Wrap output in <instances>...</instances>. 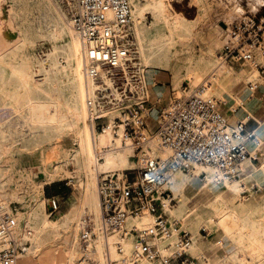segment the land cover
<instances>
[{"label": "built area", "instance_id": "built-area-1", "mask_svg": "<svg viewBox=\"0 0 264 264\" xmlns=\"http://www.w3.org/2000/svg\"><path fill=\"white\" fill-rule=\"evenodd\" d=\"M54 1L79 39L87 122L92 131L106 130L118 139L117 148L134 163L96 176L97 232L105 264H206V254L190 252L192 232L165 211L177 203L171 178L177 171H199L213 184L236 179L241 164L256 157L247 140L260 144L254 131L246 130L249 115L229 122L226 112H235L242 103L232 99L227 110L222 109L227 100L215 71L182 96L152 101L130 0ZM221 40L220 63L249 66L261 77L246 82L248 95H253L264 84V19L243 12L226 26ZM161 150L168 154L161 155ZM95 154L96 162L102 160L101 151ZM47 200L48 214L58 212L59 200L55 196ZM97 232L87 215L80 232L82 244L89 245ZM30 236L31 230L20 225L0 199V264H17L19 255L31 247Z\"/></svg>", "mask_w": 264, "mask_h": 264}, {"label": "bare ground", "instance_id": "bare-ground-1", "mask_svg": "<svg viewBox=\"0 0 264 264\" xmlns=\"http://www.w3.org/2000/svg\"><path fill=\"white\" fill-rule=\"evenodd\" d=\"M5 2L11 5L6 20L19 37L12 51L20 53V60L12 64L11 73L17 82L15 93L23 99L22 106V103L16 106V109L10 106L11 109L19 113L24 125L31 129L30 135L35 144L53 141L60 138L63 133H72L77 144L72 146L71 154L64 153L62 156L64 165L72 164L74 171L61 170L55 166L46 178L34 182L41 194L43 184L46 182L64 175L75 178V189L79 194L76 200L69 204L68 209L58 217L49 218L43 206L45 199L40 198L38 203L26 207L24 212H12L20 225L31 230V247L19 255L17 264L24 258H30V264H58L57 253L60 246L63 247L61 256L64 264H93L95 252L97 260L94 264H105L104 246L97 232L100 216L96 176L98 172L130 168L134 163L126 151L117 148L118 139L113 140L108 131L91 130L86 118L79 39L71 26L54 12L51 0H0V11ZM130 2L134 32L144 65L149 68L168 69L172 73L169 96L179 97L188 92L183 88L182 81H187L191 90L213 71L218 85L222 84L230 71L237 72L229 63H220L218 55L214 62L204 57L192 61L188 56H180L181 48L178 45L181 47L192 36V27L198 20L199 13L189 19L181 12L172 11L164 0ZM30 5L38 10V18L41 19L31 13ZM147 9L153 15V20L148 25L144 22V13ZM42 22L45 23V28ZM43 39L50 40L51 45L41 56L37 58L34 56L39 62L37 69H41L38 75H43L35 78L32 72L33 56L29 52V47L35 46ZM61 57L65 61L64 64ZM8 64L11 63L5 59V54L0 55V67L4 68ZM244 72L245 76L242 77L245 81L261 80L258 72L249 66L244 68ZM0 92H4L2 85ZM108 145L111 147L105 149L104 147ZM96 150L101 151L102 156V160L97 162ZM159 153L167 155L168 151L161 150ZM199 175V171L196 173L177 171L173 174L170 188L177 197V203L174 206H166L165 211L170 217L180 221L181 226L187 227L191 223H196L197 228L202 229L210 230L217 227L231 237L236 247L248 254L246 258H241L238 256V250H234L229 254L233 262L264 264L263 204L259 201H246L245 198L231 204L229 200L224 199L226 190L238 192L244 181L241 178L225 181L223 188H218L217 184L209 185L207 178L201 180L199 188L205 187L211 197L202 204L190 206L184 189L192 177ZM4 180L5 178L0 176V199L9 205L14 194L10 196L9 192L3 190ZM87 215L96 226L97 236L85 246L82 244L80 232ZM192 218L195 219L194 222ZM245 229H248V232L244 233ZM192 237L191 253L198 246L196 239L199 234L195 233ZM130 243L131 237H128L125 241L127 248ZM80 248L83 253L82 258L79 257L78 260ZM111 251L112 254L115 253L113 247Z\"/></svg>", "mask_w": 264, "mask_h": 264}, {"label": "rangeland", "instance_id": "rangeland-1", "mask_svg": "<svg viewBox=\"0 0 264 264\" xmlns=\"http://www.w3.org/2000/svg\"><path fill=\"white\" fill-rule=\"evenodd\" d=\"M138 1L145 2L146 0ZM164 1L170 5L169 7L172 11L181 12L189 19L194 18L199 13V18L192 27V36L188 42L184 45L182 44L181 47L178 45V47L181 48L180 56H188L192 61H195L201 57L209 59L212 62H214L215 59L217 60L216 55L222 42V32L226 26L229 25L241 13L251 12L256 16V18L264 19V0ZM51 2L54 12L68 23L62 11H60L56 6L55 1L51 0ZM10 7V3L5 2L3 4V9L0 11V55L5 54V59L11 63L10 65H6L7 67H0V85H2L4 88V92H0V176L5 178V186L3 190L9 192L10 196L14 194L10 204L7 206L12 209V212H24L26 207L38 203V200L41 198L42 200L45 199V202L43 201V206L45 212L48 214L49 211L47 199L50 196H55L59 200L60 204L58 211L59 213H62L65 212L68 209L69 204L78 197L79 193L75 189V178L64 175L61 178H55L50 182H46L43 184L41 194L39 191H37L34 182L38 179L46 178L53 171L55 166H57V168L59 167L61 170L67 169L69 171H74L72 164L64 165L62 156L64 153L71 154L73 152L72 146L74 147L77 144L73 140L72 133H63L60 138H56L53 141L35 144V140L30 135L31 129L24 125L20 114L12 110L14 108L16 109V106H20L21 103L22 106L23 99L18 97L15 93L17 91V82L11 73V66L20 60V53L12 51L15 44L19 41V37L6 20L8 9ZM30 11L38 18V10L33 7V5H30ZM38 19H41V17ZM152 20V12L149 9L145 10L144 22L148 25ZM42 26L43 28L46 27L44 22H42ZM57 42L59 43V41ZM50 45V40L43 39L39 40L35 46L29 47V52L31 56H33L32 72L35 78L43 76L35 75L41 70L37 69L39 67V62L37 59H35V57L37 58V56L44 54ZM34 59L36 61H34ZM60 59L61 61L64 60L62 57ZM64 63L65 61H63V64ZM245 67L242 68L234 66L233 68L241 76H245ZM241 69H243L242 72L240 71ZM153 70L160 72V74L164 76V85L166 89L169 90L170 87H172L171 71L168 69L147 67L146 78L149 82L154 78ZM182 84L183 88L185 87L184 89L189 90V83L187 81H182ZM262 86L264 87V84H262ZM158 89L159 88H155V91L159 92ZM169 97L165 94V96H161L160 98L162 101H167ZM10 106H13V108ZM237 114L241 115V112H238ZM155 116L156 109L152 111L151 118L149 120V125L152 129H154L156 126ZM198 178L200 180L203 179L200 175ZM209 185L214 184L210 183ZM59 215L60 214L56 212L49 215V218L58 217ZM93 225L96 228L94 222ZM201 233L206 234V231L203 230ZM96 239L94 240V244H96ZM62 248L63 247L60 246L57 255L62 254ZM82 253L83 251L80 248V251L78 252V260L79 257L82 258ZM96 260L97 258L95 252L94 263ZM30 263V258L21 259L19 262V264Z\"/></svg>", "mask_w": 264, "mask_h": 264}, {"label": "crops", "instance_id": "crops-1", "mask_svg": "<svg viewBox=\"0 0 264 264\" xmlns=\"http://www.w3.org/2000/svg\"><path fill=\"white\" fill-rule=\"evenodd\" d=\"M153 72L154 78L150 82L147 80L152 101L158 97L165 96V94L169 97V90H167L164 85V76L155 70H153ZM236 73L237 72L230 71L222 84L219 85L224 98L227 100V104L222 105V109L227 110L228 105L233 101L232 99L241 102V107L235 112H226L229 122L233 124L243 118L245 119L248 114L249 116L245 120L246 130L254 131L260 140V144L256 146L253 141L247 140L248 148L255 152L256 157L249 158L241 164L237 179L241 178L244 181L237 193L232 192L231 190H226L224 192V199H227L231 204H234L238 200L245 198L246 201H259L264 207V87L259 85L253 95H248L246 89L247 81L243 80V77L239 73ZM155 88H159V92H156ZM238 112H241V115H238ZM217 186H219L218 188H223V184H217ZM199 187H201V180L195 176L190 179L184 189V195L189 198L187 203L190 206L202 204L211 197L205 187ZM62 213H59L58 211V214L61 215ZM189 225L187 228L192 232V235L195 233L199 234V237L196 239V244L198 246L196 249L192 250V254H206L208 257L206 264H215L216 262L222 264H239L233 262L229 258V254L234 250H238V256L241 258L247 257L248 254L242 249L236 247L231 237L217 227H213L210 230L204 228L207 231V234L203 235L199 231L201 227L197 228L196 223H191ZM247 230L248 229H245L244 233L248 232ZM57 263L64 264L61 255H57Z\"/></svg>", "mask_w": 264, "mask_h": 264}]
</instances>
